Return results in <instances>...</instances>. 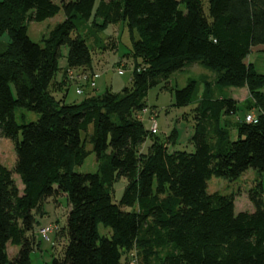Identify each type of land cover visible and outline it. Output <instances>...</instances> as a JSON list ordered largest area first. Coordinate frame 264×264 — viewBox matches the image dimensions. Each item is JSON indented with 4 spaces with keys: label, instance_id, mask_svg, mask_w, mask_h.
<instances>
[{
    "label": "trees",
    "instance_id": "trees-1",
    "mask_svg": "<svg viewBox=\"0 0 264 264\" xmlns=\"http://www.w3.org/2000/svg\"><path fill=\"white\" fill-rule=\"evenodd\" d=\"M62 9L65 20L43 43L32 40L28 22ZM78 21L99 29L127 24L132 86L95 93L96 46ZM5 32L0 137L12 140L16 162L13 168L0 163V264H32L38 216L61 193L70 210L63 256L54 264H264V179L248 190L253 210L237 212L235 193L209 191L213 176L234 181L250 169L264 175V72L249 59L264 45V0H0ZM63 46L65 68L59 66ZM194 63L216 72V79L205 81L197 108L201 118L189 139L195 150L171 151L177 129L161 140L138 113L147 109L152 86ZM71 69L86 71L77 88L86 92L81 102L68 103L66 93L53 90L68 91ZM223 87L242 93L225 97L218 92ZM196 88L194 79L175 88L174 105L190 104ZM18 108L40 116L19 122ZM250 109L257 122L245 121ZM241 110L232 136L227 119ZM92 152L100 172L76 171ZM120 177L127 184L116 202L111 187ZM101 223L110 235L100 233ZM9 245L17 248L13 257Z\"/></svg>",
    "mask_w": 264,
    "mask_h": 264
},
{
    "label": "rangeland",
    "instance_id": "rangeland-1",
    "mask_svg": "<svg viewBox=\"0 0 264 264\" xmlns=\"http://www.w3.org/2000/svg\"><path fill=\"white\" fill-rule=\"evenodd\" d=\"M62 1L56 0L58 4H61ZM181 7L183 9L185 8L183 4ZM65 18V12L62 9L57 15L44 21H30L28 22V34L32 40L43 43V40L49 35L55 25L65 20ZM102 20L99 18L98 23H101ZM92 22L81 24L78 21V25L81 34L88 35L89 44L96 46L93 49V67L96 73L98 72L96 75L95 83H97V86L95 93L102 94L108 87L112 88L113 91H121L125 86H132L135 59L130 53L131 33L127 24L125 22L110 23L107 27L99 29V26ZM94 39L96 40L94 41ZM9 40L8 33L0 34V50L5 49ZM109 42L111 44L107 46ZM67 51V47L63 46V55L59 59V66L62 68L67 66ZM249 59L260 72H264V45L253 48ZM119 69H124L125 73L123 75L119 74ZM67 73L69 77L68 91L64 92L65 87L55 86L53 88L54 93L57 96L66 93V101L68 103L74 101L81 102L86 97V92L84 94H78L77 88L80 85V80L85 79L86 71L83 72L82 69H71ZM62 74L63 70H60L58 78L60 77L61 79ZM191 79L197 81V88L193 93L192 102L180 107L174 105V89L183 88ZM215 79L216 72L205 68L199 63L189 65L183 70L173 73L167 82L162 81L149 89L146 98L147 109L138 113L139 117L144 119L146 127L151 129L161 140H166L172 130L174 128L177 129L176 144H170L169 146L171 151L177 149L194 151L195 147L189 142V139L195 132L196 124L201 118V114L197 108L200 106V99L204 96V91L208 88L205 81H215ZM82 82L86 81L83 80ZM166 84L168 88L164 87ZM218 92L225 97H231L234 93L239 95L242 93L239 88L232 89L230 87H223ZM239 103L246 108V101H240ZM245 111V120H247L248 115L256 116L255 109ZM243 113L244 110H241L237 114L229 116L227 119V122L231 125L230 133L232 136L236 133L235 123L244 118L240 117L243 116ZM39 116V113L29 111L25 108L17 109V120L19 122H23L24 120L25 122L36 121ZM149 143L150 139L145 144V148L148 147ZM87 148L92 149L93 145L88 144ZM15 162L16 151L12 140L6 137H0V163L8 168H13ZM75 170L78 172H100V164L97 161L96 154L92 152L82 165L75 167ZM15 177L18 183L22 185L19 175L15 174ZM260 177L264 179V175L259 176L253 169L248 170L243 176L234 181L213 176L209 181V191H219L222 194L235 193L237 212L241 210H253L254 206L250 201L248 190L257 185L256 183ZM126 184L127 179L125 177L116 178L113 182L111 191L114 201L118 202L121 199ZM45 210L46 214L43 217L38 216L40 224L36 228V233H34L36 242L33 244L34 249L31 254L32 264H54L55 258L60 259L63 256L66 237L62 233V230L66 227L67 214L70 210L67 194L61 193L49 198L45 204ZM99 231L102 235H110L112 232L110 227H106L102 223L99 224ZM16 252L17 248L9 245L10 256L13 257Z\"/></svg>",
    "mask_w": 264,
    "mask_h": 264
},
{
    "label": "built area",
    "instance_id": "built-area-1",
    "mask_svg": "<svg viewBox=\"0 0 264 264\" xmlns=\"http://www.w3.org/2000/svg\"><path fill=\"white\" fill-rule=\"evenodd\" d=\"M119 73H123V70H120ZM92 86L95 85V82L93 81L91 83ZM79 92H82L81 90H78ZM247 122H257V117L253 116V115H248L247 116V120H245Z\"/></svg>",
    "mask_w": 264,
    "mask_h": 264
},
{
    "label": "crops",
    "instance_id": "crops-1",
    "mask_svg": "<svg viewBox=\"0 0 264 264\" xmlns=\"http://www.w3.org/2000/svg\"><path fill=\"white\" fill-rule=\"evenodd\" d=\"M252 62V61H251ZM248 99V98H247ZM241 101H245L244 99L243 100H241Z\"/></svg>",
    "mask_w": 264,
    "mask_h": 264
}]
</instances>
